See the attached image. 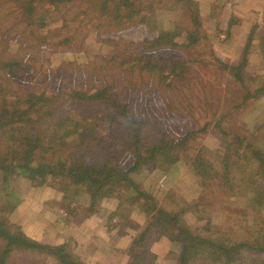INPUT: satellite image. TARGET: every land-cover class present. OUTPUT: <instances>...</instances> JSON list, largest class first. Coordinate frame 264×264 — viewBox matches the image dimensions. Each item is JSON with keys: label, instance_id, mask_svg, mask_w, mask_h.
<instances>
[{"label": "rangeland", "instance_id": "1", "mask_svg": "<svg viewBox=\"0 0 264 264\" xmlns=\"http://www.w3.org/2000/svg\"><path fill=\"white\" fill-rule=\"evenodd\" d=\"M206 2L204 0V4ZM248 6L249 4L246 12L240 15V22L235 17L237 6L231 11L227 4L222 6L220 12L224 17L217 29L216 22L209 20L199 7L206 37L212 32L226 33L224 30H228L227 37L231 36V43L213 49L209 39L193 46H183L185 32L175 37L178 43L176 47L153 44L158 36V29H151L137 19L124 18L115 25L84 0L67 2L60 11L56 10L46 18L44 26L30 27L20 10L9 2L0 0V64L10 59L22 61L18 63L16 70L19 77H12L1 68L0 82L11 90L44 91L51 96L49 105L42 113L44 126H51L62 112L74 115L76 123L82 119L88 124L94 122L100 117L97 115L98 110L112 117L110 102L115 99L126 106L128 114L127 119H122L125 121L123 133L132 132L131 129L136 127L132 124L134 120L143 122L142 126L145 128L141 131V136L146 145L167 138L166 132L170 136L168 138L180 139L189 130H196L193 138L171 152L175 156L173 164L185 168L182 172L173 169L167 177L166 166H148L145 175L133 177L139 189L143 188L152 194L157 206L174 207L172 197L181 202L198 198L201 190L196 182L194 167L189 165L197 158L199 150H203V156L204 151L208 150V163L213 164L215 171L220 168L213 155H208L209 150L223 152L222 144L225 140L220 130L245 136L243 146L235 148H239L236 151L239 158L234 161L232 179L237 189H249L253 192L247 196L239 191L238 195L233 196L224 184L228 175L219 171L216 180L220 187H212L217 195L211 196L215 205L211 210L221 211L226 206L230 212L234 207L231 220L233 218L237 222L243 212L252 217L257 209L252 198L261 190L259 187L263 186L264 173L259 172L258 163L242 154L246 145L258 148L264 154V96L251 106L247 102L246 108L233 111V114L224 117L217 124V120L230 111V105L238 101L239 97L235 98L233 95L235 88L232 75L220 70L215 63L219 59L235 64L253 33L246 71L259 79L264 78V69L260 68L263 60L259 47L260 35H264V7ZM217 8L216 4L209 7L210 11H217ZM161 17L158 20H163L165 28L167 18L170 17L174 25L183 31L194 28L186 11L169 15L164 13ZM145 58L154 60L162 71L146 67ZM172 63L175 66H171ZM169 70L173 73H169ZM104 88L108 92L106 99L98 100L97 104L89 96L83 99L82 96H75L82 99L78 100L69 95L72 89H84L93 93L96 89ZM113 127L106 128L109 130L106 133L113 131ZM161 127L163 128L160 130ZM42 132L51 134L48 136L58 151L70 150L78 143L73 135H67L65 127L43 128ZM109 139L112 142L108 144V148L111 147L113 156H117L116 163L125 167L132 159V153L124 150L127 142L117 146L113 144L117 141L114 135ZM109 154L112 155L111 152ZM50 179L51 176L48 175L47 183L30 186L25 178L15 177L9 180L7 188L0 175V204H10L3 211V216L9 218L14 227L43 245H67L70 258L79 262L80 256L73 249L71 234L75 228L88 225L87 217L84 216L86 211L78 207L87 206L88 197L85 194L77 196L76 200L62 199L60 190L51 186L56 184V180ZM111 185L113 181L107 186ZM127 194L125 187L113 190L110 196H104L98 201L95 206L97 210L91 215L98 218V221L94 220L95 223L108 222L109 226L115 224L120 230H128V239L132 244V235H139L146 223L133 212V204L126 198ZM120 202L123 203L121 208L118 207ZM68 203L74 214L65 209ZM12 205H16V210L12 208L13 211L8 212ZM114 212L116 214L110 218ZM222 217L226 222L225 210ZM125 222L129 224L123 226ZM205 222V219L198 220L193 213H186L181 219L183 226L192 229H203ZM206 232L204 230V234ZM154 239L155 234H148L139 244L140 248L136 249L147 250L144 264H174L175 251H169L165 248V242L157 243ZM131 244L129 249H132ZM129 249L128 264H135L134 258L130 259ZM133 252L132 257L137 260V254ZM20 261L23 264H60L51 257L43 259L29 255L26 258L24 255L20 256Z\"/></svg>", "mask_w": 264, "mask_h": 264}, {"label": "trees", "instance_id": "2", "mask_svg": "<svg viewBox=\"0 0 264 264\" xmlns=\"http://www.w3.org/2000/svg\"><path fill=\"white\" fill-rule=\"evenodd\" d=\"M4 1L21 11L28 26L42 27L52 12L60 11L65 3H72L73 0ZM84 1L91 3V7L96 12L108 18L115 25H118L124 18L137 19L138 22L148 25L151 29H158V36L152 42L153 44L176 47L178 43L175 37L181 35L182 32H185L183 46H193L208 39L202 28L198 2L193 0ZM181 10L189 14L194 25L192 30L183 31L176 27L171 17L167 18V28L163 20H158L162 19L161 16L164 13L169 15ZM224 31L228 33V30ZM252 34L247 41V46L242 50L240 59L235 64L219 59L215 63L220 70L232 75L235 88L233 95L235 98L239 97V102H232L229 107L230 111L222 115L217 120V124L224 117L233 114V111L236 112L242 107L246 108L247 102L251 106L264 96V78L259 79L246 71ZM260 41L259 47L263 60L260 68L264 69V35H260ZM20 62L22 61L6 60L1 63L2 67L0 64V70L2 68L10 76L19 77L20 74L16 73V70ZM145 66L162 71L156 62L149 58H145ZM171 66H175L174 63ZM169 73L173 71L169 70ZM80 90L72 89L69 95L78 100L89 96L96 100V104L98 100L106 99V93H108L105 88L96 89L93 93L84 91V89ZM75 96H82V99ZM50 100L51 96L49 97L44 91L11 90L5 83L0 82V175L2 183L7 188L9 180L15 177H23L28 180L30 186H37L47 183L49 175L50 180H56V184H51V186L60 190L63 194L62 199L71 201L76 200L77 196L87 195L89 200L87 206L78 205V207L84 208L86 211L84 216L88 217L97 210L95 206L102 197L110 196L113 190L125 187L128 190L126 198L133 204V212L143 218L146 223V227L139 235H132L133 240L130 247L132 249H129V253L130 259L134 258L135 264H144L147 250L138 251L136 249L140 248L139 244L148 234L152 235V233L155 234L154 240L157 243L165 242L166 249L175 251L174 264H264V181H262L263 186L259 187L261 190L252 198L254 205L257 206L252 217L242 211L237 222L233 221L231 213L234 207L229 212L225 206V222L224 216L222 217L224 210H211L215 206L211 196L216 194L212 187H220L216 180L219 171L228 175L227 178H229H225L224 184L233 196L238 195L239 191L250 196L249 189H237L232 179L234 161L239 158L236 152L239 148L237 150L235 148L238 145L243 146L245 136L240 137L232 131L220 130L225 140L222 144L223 152L216 150L208 152V155H213L220 168L215 171L213 164L208 163L210 162L206 155L208 150L204 151V156L203 150H199L197 158L195 157L196 159H193L189 165L194 167L196 182L201 190L198 198L181 202L175 201L172 197L174 207L173 205L157 206L158 203L152 194L147 193L143 188L139 189L133 177L138 176L139 178L140 175H145L144 172L148 166H166L167 171L175 160L171 152L193 138L196 130H189L180 139L168 138L170 136L166 132L167 138L146 145L141 136V131L145 128L142 126L143 122L139 123L134 120L132 124L136 127L131 129L132 132L123 133L125 121L122 119H127L128 114L125 110L126 106L119 104L115 99L110 102L112 117L98 110L97 115L100 117L94 122L88 124L87 121H83L85 119H82L76 123L74 115L62 112L57 115L51 126H48L50 124L44 126L42 113ZM109 126L114 127L113 131L108 134L106 132L109 130L106 128ZM62 127L68 130L69 137L73 135L75 140H78V143L67 151L56 150L48 136L50 133L42 132L43 128L61 129ZM156 130L158 131V128ZM111 135H114L117 140L113 144L121 146L127 142L124 150L132 153V159L125 167L116 163L117 156L114 157L112 148H108V144L112 142L109 139ZM110 152L112 155L109 154ZM242 156L256 161L260 168L259 172L264 173V154L260 149L246 145ZM111 181L113 185L107 186ZM122 204L120 202L118 207L121 208ZM66 205L65 209L69 211V203ZM9 206L8 203L0 204V264H23L20 261L22 255L25 258L27 255L43 257V259L51 257L54 262L58 261L60 264H84L74 262L70 258L67 245H43L14 227L9 218L3 216V211ZM12 208L15 211L16 205H12L8 212ZM73 212L71 209L70 213ZM186 213H193L198 220L205 219L203 229L183 226L181 219ZM115 214L114 212L109 217ZM126 222L123 226L129 224ZM204 230L207 231L206 234ZM120 233L130 232L121 229ZM133 251L137 254V260L134 256L132 257Z\"/></svg>", "mask_w": 264, "mask_h": 264}, {"label": "crops", "instance_id": "3", "mask_svg": "<svg viewBox=\"0 0 264 264\" xmlns=\"http://www.w3.org/2000/svg\"><path fill=\"white\" fill-rule=\"evenodd\" d=\"M196 1L199 3L202 12H204L203 14H206L209 20L216 22V29L218 23L224 17V14L220 12V8L225 4L230 7V11L233 7H238L235 17L239 22L242 21L240 15L246 12L247 4H249L248 7H264V0H223V2H221L222 0H207L208 3L206 2V4H204V0ZM214 4L218 5V10L210 11L209 7ZM208 39L213 49H217V46H225L232 41L231 36L227 37L224 32L215 34L212 32L211 35H208ZM173 169H179L182 172L185 168L176 163L172 164L166 171L167 177L170 176ZM94 220L98 221V218L90 215L86 221L88 225L83 224V226L72 231L73 249L80 256L79 262L84 264H128V249L131 244L128 239L129 233H120L121 230L115 224L109 226L108 222L100 224V222L95 223Z\"/></svg>", "mask_w": 264, "mask_h": 264}]
</instances>
